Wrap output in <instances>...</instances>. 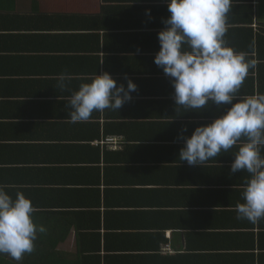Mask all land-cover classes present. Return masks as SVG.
<instances>
[{"label":"crops","instance_id":"crops-1","mask_svg":"<svg viewBox=\"0 0 264 264\" xmlns=\"http://www.w3.org/2000/svg\"><path fill=\"white\" fill-rule=\"evenodd\" d=\"M168 16L163 0H0V184L23 191L46 229L34 257L264 264V219H237L249 179L230 171L239 145L200 166L178 157L181 129L191 136L227 107L175 105L154 63ZM227 25L228 45L255 61L238 95L264 93V0H234ZM105 71L137 85L132 100L72 122V91Z\"/></svg>","mask_w":264,"mask_h":264},{"label":"clouds","instance_id":"clouds-1","mask_svg":"<svg viewBox=\"0 0 264 264\" xmlns=\"http://www.w3.org/2000/svg\"><path fill=\"white\" fill-rule=\"evenodd\" d=\"M163 2L169 16L162 19L164 28L157 33L160 48L154 63L169 78L175 105L200 111L212 104L218 109L227 107L211 123L196 126L191 136L183 135L187 126L181 129L178 139L183 147L178 157L189 166H200L239 145L230 171H246L249 179L242 193L244 202L236 205L237 219L256 223L264 219V93L238 95L255 61L230 47L224 38L234 0ZM125 80L126 87L118 85L109 72H96L90 82L72 91L66 105L68 117L74 123L84 122L93 112L119 111L137 91L130 78L125 76ZM70 81L65 70L58 76L57 87L68 90ZM7 188L0 184V254L20 261L34 251L37 234L46 229L35 223L31 199L19 190L13 198Z\"/></svg>","mask_w":264,"mask_h":264},{"label":"trees","instance_id":"trees-1","mask_svg":"<svg viewBox=\"0 0 264 264\" xmlns=\"http://www.w3.org/2000/svg\"><path fill=\"white\" fill-rule=\"evenodd\" d=\"M35 249L30 254H25L20 261H16L7 254H0V264H57L55 259L43 255L41 257H34Z\"/></svg>","mask_w":264,"mask_h":264},{"label":"built area","instance_id":"built-area-1","mask_svg":"<svg viewBox=\"0 0 264 264\" xmlns=\"http://www.w3.org/2000/svg\"><path fill=\"white\" fill-rule=\"evenodd\" d=\"M110 142V143H112V144H114L115 143V139L114 138H108V139H106V142Z\"/></svg>","mask_w":264,"mask_h":264}]
</instances>
